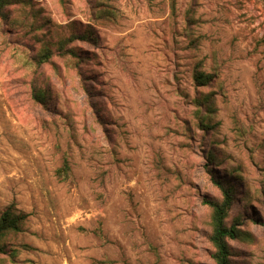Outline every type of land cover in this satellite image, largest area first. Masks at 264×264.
<instances>
[{"label":"rangeland","instance_id":"374dc122","mask_svg":"<svg viewBox=\"0 0 264 264\" xmlns=\"http://www.w3.org/2000/svg\"><path fill=\"white\" fill-rule=\"evenodd\" d=\"M215 182L264 264V0L6 3L0 264H215Z\"/></svg>","mask_w":264,"mask_h":264},{"label":"trees","instance_id":"16d2710c","mask_svg":"<svg viewBox=\"0 0 264 264\" xmlns=\"http://www.w3.org/2000/svg\"><path fill=\"white\" fill-rule=\"evenodd\" d=\"M9 0H0V14L6 3ZM51 52H45L41 56V62H46L50 59ZM203 74L196 76V81L201 83L205 79ZM67 169L69 167L66 164ZM220 187L223 194V200L220 203H207L213 208V231L211 235V242L214 248V261L215 264H231L230 249L228 242L238 237L239 230L236 224L227 226L226 219L233 206V197L229 189L220 185L219 182H215ZM19 219L13 218L9 210L5 211L0 217V240L3 238L6 232H20L22 231ZM4 247L0 245V253H4Z\"/></svg>","mask_w":264,"mask_h":264}]
</instances>
